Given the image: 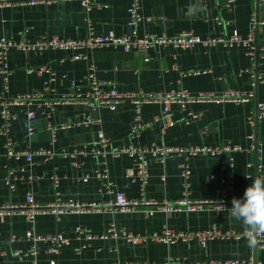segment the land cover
<instances>
[{
  "label": "crops",
  "instance_id": "0c3cea01",
  "mask_svg": "<svg viewBox=\"0 0 264 264\" xmlns=\"http://www.w3.org/2000/svg\"><path fill=\"white\" fill-rule=\"evenodd\" d=\"M99 7L90 10L77 0H55L50 3L12 4L0 6V37L34 40L42 35L80 38L88 34L113 31L115 34L130 30L127 25L128 7L132 0H97ZM257 23V43L264 47V2L259 0H140V21L135 29L138 35L157 33L175 35L191 30L201 36L227 35L237 31L245 35L250 17ZM86 60H73L66 51L48 49L26 51L12 48L8 52V90L3 92L0 74V95L38 93L35 104L43 100L63 98L78 93L69 103H61L49 115L46 107H34V132L27 135V106L12 105L17 114L12 122L10 136L17 150H35L44 147L56 155L43 160L34 154L32 160L4 156V135L0 134V208L20 207L25 195L31 192L39 205L51 204L61 198L84 204L97 203L101 209L83 212H37L28 220L18 210L0 216V264H126L129 262L164 263L170 258L188 261H209L253 258L264 264V247L253 239H215L202 247L197 241L168 244L146 240L128 243L121 237L86 239L77 238L76 227L92 234H102L109 223L117 229L149 235L163 227L175 230L205 229L213 224L222 229L244 232L248 228L234 220L227 207L214 210L209 205L195 211L165 213L154 205H139L130 211L113 210V193L106 190L109 181L114 191H123L128 198L139 197L137 182L128 175L133 160L127 155L107 157L105 168L108 179L94 175L98 162L91 155L73 159L60 155L77 145H91L99 130L113 146L130 143L129 131L133 120V105L124 101L114 110L93 107L83 103L89 92L85 76L88 63L94 62L95 75L104 81V88L121 92L138 90L166 92L185 88L191 94L220 95L229 90L247 92L255 96L243 103L191 102L185 108L173 104L170 108L175 123L164 127L154 122L162 110L160 103L141 107V120L150 123L141 129L134 143L155 141L165 145H222L239 144L241 151L233 153L232 167L222 168L220 160L205 154L190 158L189 178L185 180L179 167L181 156L173 154L164 162L149 163L150 176L145 186V197L157 203L174 201L187 193L190 200L218 201L225 192L229 199L240 197L250 183L247 175L260 176L247 163L261 154L264 162V119L249 122L256 101L264 102V59H251L242 46L211 47L196 45L188 49L160 46L146 51L125 52L121 48L102 47L83 50ZM148 57L147 60L145 58ZM46 66L54 74L28 71L27 68ZM199 74H187L191 70ZM49 86V88H46ZM81 100V101H80ZM188 113V114H187ZM98 119L84 124V119ZM188 119V122L185 120ZM2 120L0 118V124ZM66 125L56 131L55 138L49 127ZM259 146L257 151L250 145ZM225 153L224 155H226ZM232 183H228L229 175ZM87 176L86 181L82 177ZM57 177V184L54 182ZM188 182L185 193V182ZM229 186H231L229 188ZM60 233L69 243L56 252L48 251L46 244L26 238V231ZM12 236L14 237L12 239Z\"/></svg>",
  "mask_w": 264,
  "mask_h": 264
},
{
  "label": "built area",
  "instance_id": "2783aa9c",
  "mask_svg": "<svg viewBox=\"0 0 264 264\" xmlns=\"http://www.w3.org/2000/svg\"><path fill=\"white\" fill-rule=\"evenodd\" d=\"M55 0H0V6L12 5V4H34L37 2L50 3ZM85 8L90 10L93 6L99 7L97 0H77ZM230 2L234 0H229ZM264 2V0H259ZM140 0H132L127 11L128 21L127 25L130 30L126 33L115 34L113 31L94 33L89 29L88 34L80 38H68L58 35H42L34 40H28L22 37L19 40H15L7 37H0V74L3 76V92L8 90V52L12 48L26 50V51H39L48 49H58L66 51L69 57L73 60H86L87 56L82 52L83 50H95L102 47L110 46L114 48H121L125 52L136 51L142 52L156 47L168 46L178 49H188L196 45L204 47H211L217 44L225 47L242 46L245 48L246 54L251 59H264V47L259 46L257 43V21L254 13L250 17V25L245 35L239 34L237 31H233L227 35H206L201 36L194 33L191 30L183 29L175 35L157 34V33H144L138 35L136 32V25L140 21L141 16L139 14ZM148 57L145 58L147 60ZM28 71H36L39 73H48L49 79H54V73L50 71L49 67L37 66L27 68ZM94 62L88 63V73L85 79L88 82L89 92L86 98L82 100L83 103L92 105L93 107H107L109 109H116L118 105L124 101H129L133 105V120L129 131L130 143L126 145L113 146L110 139L99 130L97 132L96 141L91 144L77 145L67 151H61L60 155L69 157L73 160H77L79 157H85L91 155L98 162V167L94 170V175L99 179H108V170L103 164L107 157H120L121 155H127L133 160V169L130 171L128 177L130 181L137 182L139 187L138 198H128L123 191H114L111 183L107 181L106 190L109 193L114 194L112 202L102 204L103 206H113V210L121 212L130 211L139 205H154L165 213H174L180 211H195L203 208L204 206H210L214 210L224 209L229 199L228 192H225L220 200L208 201V200H190L187 196L188 182H185V195L174 201H164L157 203L152 199L145 197V186L148 182L150 172L149 163L151 161L164 162L169 156L177 154L181 156V163L179 167L182 171V175L185 180L189 178V161L190 158L205 154L212 157H217L220 160L222 168L232 167L233 165V153L241 151L243 148L239 144L226 143L222 145H189V146H177V145H165L159 144L155 141L148 143H134V140L140 135V131L150 123L143 122L141 120V107L147 103H160L162 110L159 115L154 117V122H160L162 125V131L164 127L174 125L175 121L171 116L170 108L173 104H178L182 108H185L191 102H231V103H243L255 96L253 90L243 92L238 90H229L220 95H214L212 93H199L191 94L187 89L170 90L166 92H152L138 90L135 92H121L115 88H104V81L97 78L95 75ZM206 72L203 70H191L187 74H199ZM46 88H49L47 86ZM68 95L63 98H54L50 100H43L42 104H35L38 99V93H30L23 95H16L14 97H6L0 95V118L2 120L0 124V134L4 135V156L7 158L19 159L26 157L28 160H32L33 155H40L43 160L54 157L56 153L44 147H38L35 150H17L15 149L14 142L10 136L12 122L17 118V114L10 110L12 105L27 106V119L29 121L27 127V135L31 136L34 132L32 120L35 117L34 107L40 106L48 109V115L61 103H69L72 98L79 96L78 93ZM81 101V100H80ZM188 114V113H187ZM264 119V102L256 101L254 111L248 117L249 122H257ZM99 121L98 119H84V124H89ZM188 122V119L185 120ZM66 125L49 127L52 132V137L55 138L56 131L59 128H63ZM259 144V143H258ZM258 144L250 145L251 148L260 149ZM227 153L226 155H224ZM261 154H257L254 162L247 163L248 166L255 168L258 175L264 176V162L261 159ZM74 164L78 165L77 161ZM87 176L82 177V181H86ZM54 182L57 184L58 179L54 177ZM228 183H232V175H229ZM231 186H229L230 188ZM230 205V204H229ZM89 209L99 210L101 209L97 203L84 204L73 199L63 200L57 198L51 204L39 205L31 192L26 193L25 202L20 207L10 206L8 208H0V216H3L10 211L18 210L28 220H32L37 212L45 211H58V212H83ZM77 238L91 239L94 237L109 238V237H121L128 243L139 244L146 240L175 244L184 241H197L202 247H206L208 243L215 239H239L242 237H248L255 240V242L264 247V234L256 233L252 234L249 229L240 233L231 229H222L221 226L213 224L205 229L196 230H175L169 227H163L159 232H153L149 235H141L133 233L126 229H117L113 223H109L106 227V231L102 234L96 235L91 232L85 231L81 227H76L75 232ZM26 238L32 240L35 243H44L47 246L48 251L56 252L59 248L69 243V239L60 233L45 234L36 233L32 230H28L25 233ZM14 237L12 236V239ZM50 264H55L51 262ZM119 264V263H111ZM126 264H259L254 261L253 258L244 261L240 259H225V260H209V261H188L180 258H170L164 263L154 262H129Z\"/></svg>",
  "mask_w": 264,
  "mask_h": 264
},
{
  "label": "clouds",
  "instance_id": "9594fccd",
  "mask_svg": "<svg viewBox=\"0 0 264 264\" xmlns=\"http://www.w3.org/2000/svg\"><path fill=\"white\" fill-rule=\"evenodd\" d=\"M250 183L240 197L231 199L226 210L230 216L246 226L252 234H264V176H245ZM251 243H255L252 240Z\"/></svg>",
  "mask_w": 264,
  "mask_h": 264
}]
</instances>
